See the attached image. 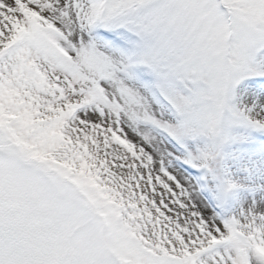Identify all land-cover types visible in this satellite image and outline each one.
<instances>
[{
	"label": "snow or ice",
	"instance_id": "6c2138e0",
	"mask_svg": "<svg viewBox=\"0 0 264 264\" xmlns=\"http://www.w3.org/2000/svg\"><path fill=\"white\" fill-rule=\"evenodd\" d=\"M0 264H264V0H0Z\"/></svg>",
	"mask_w": 264,
	"mask_h": 264
}]
</instances>
